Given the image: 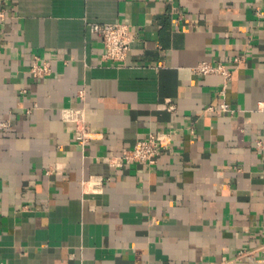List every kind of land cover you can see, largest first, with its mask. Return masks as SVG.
Segmentation results:
<instances>
[{
    "label": "crops",
    "instance_id": "1",
    "mask_svg": "<svg viewBox=\"0 0 264 264\" xmlns=\"http://www.w3.org/2000/svg\"><path fill=\"white\" fill-rule=\"evenodd\" d=\"M0 14V262L264 264V0H0ZM114 22L135 32L125 62L90 29ZM35 56L49 75L33 77ZM203 61L232 71L223 94L220 74L193 72ZM67 109L98 137L80 144ZM159 130L172 144L155 164L111 165Z\"/></svg>",
    "mask_w": 264,
    "mask_h": 264
},
{
    "label": "built area",
    "instance_id": "2",
    "mask_svg": "<svg viewBox=\"0 0 264 264\" xmlns=\"http://www.w3.org/2000/svg\"><path fill=\"white\" fill-rule=\"evenodd\" d=\"M259 14V12H257ZM1 15V14H0ZM92 32L96 33L101 40L103 47L102 57L105 60L112 62H125L131 49V43L134 37L133 26L126 22L114 23H92L90 25ZM237 58L236 61H239ZM193 72L197 74L216 73L223 77V85L221 94L224 93L227 83L232 79V71L227 69L222 64L213 65L203 61L198 63L193 68ZM30 72L35 78H42L51 72V67L48 62L39 64L38 56L33 57ZM82 95V92H80ZM170 108H172L170 106ZM220 109L223 111H232L227 104H221ZM65 119L73 121L77 128V140L80 144L96 139L98 133L86 130L83 128L81 112L76 109H67ZM8 126L5 122L0 123V127ZM172 144V133L159 130L149 134L145 138L136 140L134 145L129 149L122 150L120 157L110 158V163L113 166H120L123 162H146L150 165L155 164L157 158L165 150H170ZM264 253V242L258 248ZM244 254L241 251L239 255ZM0 264H5L0 262Z\"/></svg>",
    "mask_w": 264,
    "mask_h": 264
}]
</instances>
